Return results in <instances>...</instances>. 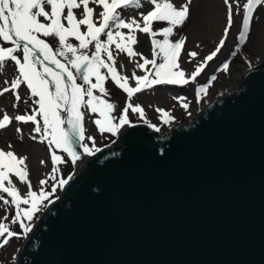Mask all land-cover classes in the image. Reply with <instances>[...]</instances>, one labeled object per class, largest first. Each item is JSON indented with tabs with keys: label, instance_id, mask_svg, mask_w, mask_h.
<instances>
[{
	"label": "water",
	"instance_id": "1",
	"mask_svg": "<svg viewBox=\"0 0 264 264\" xmlns=\"http://www.w3.org/2000/svg\"><path fill=\"white\" fill-rule=\"evenodd\" d=\"M188 124L130 123L42 210L14 264H264V62Z\"/></svg>",
	"mask_w": 264,
	"mask_h": 264
},
{
	"label": "snow or ice",
	"instance_id": "2",
	"mask_svg": "<svg viewBox=\"0 0 264 264\" xmlns=\"http://www.w3.org/2000/svg\"><path fill=\"white\" fill-rule=\"evenodd\" d=\"M146 2L152 5V8L146 13L139 12L138 20L135 16L125 18L119 9L141 8L144 0H0V72L5 69L9 60L14 62L18 72V75L11 80L10 86L0 90V95L10 90L14 91L22 83H26L27 88L31 90V96L38 97L35 103L39 107L32 114L17 115L15 119L25 123L29 121L35 123L34 131L41 133V140L47 141L50 149L53 147L62 149L71 158L73 164L81 158L76 145L85 139L82 108L98 114L99 118L93 123L100 133H118L124 125L130 123V109L141 116L144 115L143 108L131 102L134 94L154 85H187L196 81L197 76L207 66V62L213 60L224 46L229 28L233 24V4L239 8V0H231V2L223 0L228 8V23L224 30V38L186 78L185 71L180 69L179 57L187 38L181 37L173 42L170 36L175 26L182 25L188 18L191 0L179 8L171 0H146ZM90 4L101 8L95 19L94 8ZM259 6H264V0H246L243 5L246 14L239 40L246 41L249 38L253 13ZM76 10L80 11V18L77 17ZM154 22H167L169 26L159 32L154 31ZM81 26H86V31H82ZM121 29L129 31L125 33ZM137 30L152 37V59L133 50L132 45L137 43L135 35ZM161 33L164 39H155ZM41 35L54 39L57 45L55 49L46 42V39H42ZM102 35L106 36V40L101 39ZM69 37H74L78 45L69 43ZM3 42H9L11 46L5 47ZM112 45H115V49L119 52H126L129 58L139 55L143 59V63H137L136 67L145 70V75L137 76L135 72L132 73L136 82L135 87L129 85L128 76L121 75L117 71ZM16 53L21 55L18 56ZM188 55L191 62L198 53L193 51ZM147 65H151L154 71L147 69ZM228 68L229 63L225 62L223 69ZM101 69H105L106 73H102ZM109 78L127 93L128 97L118 122H114L117 117L112 115L115 104L104 99L108 94L105 82ZM211 79L215 80L216 77L213 76ZM77 80L80 83H77ZM207 87L208 85L199 86L197 97L201 93L206 94ZM94 90H98L99 94ZM19 99L17 94L16 100ZM177 99L184 101L186 98ZM182 106L186 109L188 104L184 103ZM157 111L162 113L161 118L165 123L174 119L164 109ZM38 115L42 118V124L37 120ZM10 122L11 118L5 112L3 119L0 120V129L5 128ZM151 126L159 131L156 125ZM88 139L92 141L93 147H89L86 143H80V146L87 155H94L100 149L95 147L94 137L89 136ZM26 159L27 157H17L11 150L0 149V207L6 211V215L0 218V237H4L5 245L9 242V238L31 232L32 225L25 220L31 222L35 214L41 211L43 202L56 192L55 185L51 192L44 190L42 186L47 184V179L39 181L41 186L39 192L32 190V183L28 180ZM51 160L53 165H57L63 162V157L56 151H51ZM58 171L57 167L52 168L53 174ZM10 173L14 174L20 183L26 185L27 191L23 195L10 179ZM55 178V175H52V179ZM58 183L63 187L68 180L60 179ZM13 207L15 214L10 223H6L7 210ZM17 223L23 229V233L10 230V225Z\"/></svg>",
	"mask_w": 264,
	"mask_h": 264
},
{
	"label": "rangeland",
	"instance_id": "3",
	"mask_svg": "<svg viewBox=\"0 0 264 264\" xmlns=\"http://www.w3.org/2000/svg\"><path fill=\"white\" fill-rule=\"evenodd\" d=\"M171 2L179 8L187 3L188 0H171ZM245 3L246 0H239V8H237L236 4H233V24L229 28L224 46L213 60L207 62V66L197 76L196 81L190 82L187 85H154L151 88H146L134 94L131 102L133 105L139 104L144 110V115L141 116L130 109V123H143L151 128H153L151 125H156L162 134L167 133L173 126L188 124L211 98L220 94L219 90L228 92L240 86L245 71L252 66H256V63L249 64L248 58L259 59L260 62H264V6H259L257 11L253 13L249 38L246 41L238 39L239 33L242 31L243 18L246 14L243 8ZM90 6L94 8L95 19L96 14L101 11V8L93 4H90ZM151 8L152 5L144 0L143 7L138 9L123 8L121 13L125 18L135 16L139 20V12L143 11L146 13ZM76 11L77 17L80 18V11ZM227 23L228 8L223 0H191L188 18L182 25L175 26L174 32L170 36L173 42L181 37L187 38L179 57L180 69L185 71L186 78L190 76L196 66L204 61L207 55L216 49L220 40L224 38V30ZM142 26L143 23L141 22ZM167 26H169L167 22H154L153 30L159 32V30ZM81 30L86 31V26H81ZM121 31L127 33L129 30L121 29ZM135 35L137 43L132 45L133 50L136 53H142L148 59H152V37L139 30L136 31ZM41 38L46 39V42L50 43L54 49L57 46L54 39L45 38L42 35ZM101 39L106 40V36L102 35ZM155 39L162 40L164 37L161 33ZM68 42L78 45V41L74 37H69ZM3 46L8 47L11 45L9 42H3ZM111 50L116 61L115 66L117 71L121 75L128 76L129 85L135 87L136 82L132 73L135 72L137 76L145 75V70L136 67L137 63H143V59L139 55L129 58L126 52H119V50L115 49V45L111 46ZM193 51L197 52L198 55L189 62L188 53ZM16 54L18 56L21 55L20 53ZM157 62H160L159 59ZM225 62L229 63L227 70L223 69ZM146 67L154 71L151 65H147ZM101 71L102 73H106L105 69H101ZM17 75L18 72L14 62L7 61L5 69L0 72V90L9 87L11 80ZM213 76L216 77L215 80L211 79ZM5 81L8 83H5ZM93 82H95L94 77ZM77 83H80V81L77 80ZM203 85H208L207 92L206 94L201 93L197 97V88ZM105 88L108 94L104 99L115 104L116 107L112 115L117 117V120L114 122H118V117L128 101L127 93L120 89L110 78L106 80ZM94 91L96 94H99L98 90ZM17 94L20 97L19 101L16 100ZM178 97H185L186 99L180 101L177 99ZM36 99L38 97L31 96V90L27 88L26 83H22L14 91L10 90L0 95V120L3 119L5 112L11 118V122L5 128L0 129V149L5 151L11 150L17 157H27L25 163L28 168V180L32 183V190L39 192V188L41 187L39 181L44 179H47V184L42 186L45 191L51 192L53 185L56 186V192L43 202L41 211L35 214L33 220L31 222L25 220L26 223H30L32 226L48 203L59 196L61 186L58 181L70 177L80 165L78 160L73 164L71 158L62 149H55L54 147L50 149L47 141L41 140V133L34 131L36 127L35 123L31 121L25 123L15 119L17 115L32 114L34 110L38 109L39 106L35 103ZM184 103L188 104L186 109L182 106ZM157 109L168 111L174 119L169 123H165L161 118L162 113L158 112ZM81 110L84 112L83 125L85 128L83 143L88 144L89 147H93L92 141L88 139L89 136L94 137L95 147L101 150L112 144L116 140L118 133L125 126L115 134L108 132L100 133L98 127L93 123L95 119L99 118L98 114L91 113L90 109L82 108ZM37 120H40L42 124V118L39 115L37 116ZM17 129H20V131H17ZM9 145H11V148H9ZM51 151H56L58 155L62 156L63 162L53 165ZM54 166L59 169L55 174L52 173ZM52 175H55L56 178L52 179ZM10 179L17 185L22 195L27 191L26 185L20 183L14 174L10 173ZM22 207L26 206L22 205ZM14 214V207L9 208L7 210L8 220L5 222L10 223ZM5 215V209L0 207V218ZM10 230L23 233V229L19 227L18 223L10 225ZM25 236L21 234L11 237L6 245L3 244L4 237H0V245H2L0 246V264H14L18 249L21 247Z\"/></svg>",
	"mask_w": 264,
	"mask_h": 264
},
{
	"label": "bare ground",
	"instance_id": "4",
	"mask_svg": "<svg viewBox=\"0 0 264 264\" xmlns=\"http://www.w3.org/2000/svg\"><path fill=\"white\" fill-rule=\"evenodd\" d=\"M120 11L122 12L123 10L121 9ZM248 62H249V64H253V63L258 64V63H260V60L259 59H255L254 60V59L248 58ZM219 92H220V94H223L224 93L223 90H219ZM80 163H82V160L80 161Z\"/></svg>",
	"mask_w": 264,
	"mask_h": 264
}]
</instances>
